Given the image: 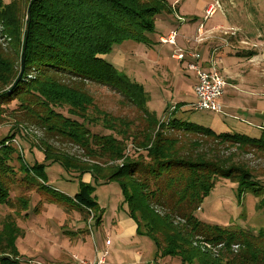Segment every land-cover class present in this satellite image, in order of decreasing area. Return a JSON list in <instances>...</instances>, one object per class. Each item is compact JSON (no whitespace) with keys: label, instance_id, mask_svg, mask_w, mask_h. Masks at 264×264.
Masks as SVG:
<instances>
[{"label":"trees","instance_id":"trees-1","mask_svg":"<svg viewBox=\"0 0 264 264\" xmlns=\"http://www.w3.org/2000/svg\"><path fill=\"white\" fill-rule=\"evenodd\" d=\"M176 10L166 0H0V39L8 38L0 41V128L15 127L13 137H25L21 130L40 131L41 145L49 151L44 163L30 166L9 146L12 136L0 143V208L8 211L1 221L0 264L35 262L24 260L16 246L22 236L17 220L26 215L33 195L40 199L36 215L49 203L86 210L101 222L93 187L79 180L78 194L70 198L46 184L45 170L54 164L68 172L77 169L80 178L90 173L119 184L138 235L156 248V262L264 264V229L252 233L196 217L221 178L236 181L243 195L264 201V185L251 166V159H264V137L218 134L173 118L160 124L146 108L148 95L104 60L126 41L150 45L148 35L154 33L157 18ZM90 85L119 93L135 107L137 118L130 121L108 112L103 120L93 117L101 109ZM122 123L133 126L129 135L119 134ZM91 127L116 135L96 134ZM128 140L138 149H149L125 159ZM58 143L78 148L81 157L99 165L125 163L89 169L83 161L56 154ZM16 160L19 168L13 165ZM201 241L224 247L210 257L194 247Z\"/></svg>","mask_w":264,"mask_h":264},{"label":"rangeland","instance_id":"rangeland-1","mask_svg":"<svg viewBox=\"0 0 264 264\" xmlns=\"http://www.w3.org/2000/svg\"><path fill=\"white\" fill-rule=\"evenodd\" d=\"M6 2L10 0H5ZM168 1L172 6L178 5L179 13L181 14L179 17L182 19L181 21L184 22L185 26L184 28L189 27L190 25H197L199 22L210 25L212 22L225 20L224 14L222 15L220 11H218V14L214 18H210L208 21H205L206 14L205 11L210 6L217 5V2L221 4V7L224 11L228 10L231 13L237 12V13H244L243 18V25L246 26V28H250V30H253V33L248 37L245 36L246 33L243 29L238 28L239 30V36L244 38H249V41L252 43L261 44L260 46H257L256 52L257 54H262V59L260 62L256 61L253 62L254 64L259 65L258 68H264V0H166ZM175 2V3H174ZM174 19V18H173ZM194 20H197L195 22ZM171 26V24H170ZM165 27L160 23V21L155 23L154 27V33L157 31V33L162 32ZM181 35V34H180ZM153 34L150 33L148 35L150 42H155L156 40H153L152 38ZM214 36V35H212ZM211 36V37H212ZM209 37V38H211ZM157 45V44H155ZM146 45L144 44H138L132 41H126L120 45H115L111 51V53L104 56V60L107 63H110L114 66L116 71H118L121 74H124L127 76V78L134 82L135 84L139 85L141 89L148 95L149 97V104H147L146 108L149 112L155 113L157 118H160L164 115V112L167 109V105L164 103L163 94L162 91H165V89H168L171 87V90L174 91L176 94V99L173 104L177 103H190L194 100V95L192 94L190 90L189 85V78L192 77V72L188 70V64L186 66V69L188 71L184 72V67L176 62H170L169 63V69L166 67L165 61H167L166 56H162L161 58L158 56V51L150 52L148 50H144ZM156 48V47H155ZM179 52V51H178ZM178 54V53H177ZM176 55V53L174 54ZM161 60L160 65H150L149 60ZM258 60V59H257ZM233 63V69L235 72H239L238 67H243L245 70H250L252 73L253 70L259 71L257 68H253L248 63V59L246 57L242 56H235L231 59ZM264 70V69H263ZM170 75V78L168 76ZM248 78V77H247ZM170 79H173L170 84H168V81ZM262 82L260 85L257 86H250L253 89H249L244 87L243 84H240L237 89L229 88L230 90L229 94L225 96L230 101L236 100L234 98V95H236L237 90L239 92L245 93V91L249 92L248 89L251 91L249 97V100L251 103L252 99L254 98L257 100V106L259 109L264 111V76L262 77ZM171 85V86H170ZM173 87V88H172ZM164 88V89H163ZM246 88V89H245ZM90 92L95 96V99L99 102V108L101 110L93 112V117L100 118L103 120V116L105 112H108L112 115L119 116L120 118L132 121V119L137 118V113L135 112V107L132 104H129L126 102V100L119 95V93L112 91L108 87L104 86H96V85H90L89 86ZM169 91V90H168ZM170 92V91H169ZM235 92V93H233ZM182 95L181 99H178L177 95ZM247 94V93H245ZM241 101V100H238ZM248 104L247 102H245ZM237 104H241L237 102ZM241 104V105H246ZM155 111V112H154ZM249 113L250 112H238L237 118H225L222 114H217L213 112L208 111H194L191 110L189 107L184 108L183 110L179 111L178 118L183 121H188L189 123H195L201 127L209 128L214 127L215 129H224L223 122L227 121V125H233L228 126L227 128L230 130L231 133L238 132V128L236 126L245 127L249 129L250 131H256L258 134H252L257 135V138L264 137V132H262L260 129H257L256 125H260L264 127V121L259 120L258 124H254L253 121L249 119ZM103 124V123H102ZM254 124V126L249 125ZM218 127V128H217ZM92 128V127H91ZM236 129V130H231ZM15 127L11 128L10 126H4L0 128V143L5 140L7 137L12 136V138L9 141V146L13 147L17 150L18 154L23 157L26 163H28L30 166L35 165L36 163H44L46 159V153H49L48 149L41 145V139H43V133L42 132H35V135L30 130H21L25 137L22 136V134H17L16 137H13L12 130L15 131ZM133 129V126H129L127 123H122L119 126V134L120 135H126L128 133H131ZM93 132L98 134L102 133L103 135H109V136H115V132L113 130L103 131L100 127L97 129L95 127L92 128ZM129 135V134H128ZM39 136V137H38ZM129 145L130 154L125 157V159L128 158L131 153L139 154L141 152H144L146 149H138L134 144L131 142V140L127 141ZM56 148V154H59L62 157L65 158H71V161L80 162L81 164L88 165L87 167L89 169H98V167H101L102 169H106L107 167H118L123 166V161L125 163V160L123 161H107V163H101V164H108L106 166L99 165V163L93 162L92 160L85 159L84 157H81V151L72 146H67L64 144H55ZM53 154H55L53 152ZM67 158V159H68ZM15 168L20 167V163L16 160L13 164ZM55 165V164H54ZM251 166L252 168H255L258 172L259 181L264 185V159L257 158V159H251ZM50 167V166H49ZM47 168L45 170V181L47 182V185H51L54 187H58V184H54L53 181L57 178V174L53 171H51V168ZM68 172V171H67ZM70 174H77L78 176L80 173L77 169L74 168L73 172H68ZM90 174V173H89ZM93 174V173H92ZM86 175V174H85ZM91 175V174H90ZM81 176V175H80ZM92 176V175H91ZM83 177V176H82ZM112 184H116L115 182H110ZM104 185H107V183L104 182L103 178H99L97 176L93 177V187L95 188L94 195L99 196V200H102L103 202H107L106 196L113 193V196L117 195V199L120 198L119 190H107L106 192L101 191L103 188H114L113 185H108L107 187H102ZM117 185V184H116ZM110 186V187H109ZM19 191V190H18ZM17 191V194H18ZM123 197V201L125 202L124 194H121ZM251 196V194H249ZM251 199H248L247 201H244L245 195L240 193L239 184L236 181H233L232 179L227 178H221L216 183V186L214 190L210 193V195L206 198L204 203L202 204L201 209L196 213V217L207 224L218 226V227H226V228H233V229H240V230H247L252 233H257L261 229H264V201L263 197H255L251 196ZM38 195H33L32 202L30 203L29 210L27 211L26 215H22L17 220V226L22 231V236L19 237V239L16 242V246L18 248V251L22 258L24 260H33L36 259L41 264H54L55 262L51 261L49 259V251L50 247L48 246V243L43 240L42 237H51L54 230L53 223L58 225L57 221H61V217L55 210H60L61 212H64V214H67V211L62 209L63 207H59L58 205L49 204L46 203L43 206V209L40 214L36 215L33 210H35V207L37 206L39 202ZM99 204V202H97ZM255 204V205H254ZM100 206V204H99ZM260 206L262 208H260ZM101 208V206H100ZM125 208L127 209V205H125ZM102 209V208H101ZM7 208H0V229H1V221L3 220L4 216L7 214ZM75 214L73 215H79L77 214V211H72ZM110 212V210H109ZM92 217L94 218L93 213H91ZM177 224H181L177 222ZM95 232V228L93 229ZM141 241L145 242L144 244V255L142 257V260L139 262V264H180L179 260H165L163 262L155 261L156 257V248L152 241L146 237V238H140ZM107 242H110V239L108 238L106 241V245L108 246ZM110 245V244H109ZM195 247V246H194ZM216 247V246H214ZM134 249V248H133ZM132 249V251H133ZM203 253L207 255H211L216 257L215 254L208 253L207 251H203L202 248H199ZM95 252V250H94ZM108 253V251H101V248L98 246L96 249V257L93 260L89 261H95L96 259L101 258L104 253ZM44 254V255H43ZM79 259H84L78 255ZM109 261L110 260V255ZM210 256V257H211ZM71 258V259H72ZM108 258V257H107ZM87 260V259H86ZM70 262V261H69ZM124 264H135L136 260H132V257L129 255L128 257L123 259Z\"/></svg>","mask_w":264,"mask_h":264},{"label":"crops","instance_id":"crops-1","mask_svg":"<svg viewBox=\"0 0 264 264\" xmlns=\"http://www.w3.org/2000/svg\"><path fill=\"white\" fill-rule=\"evenodd\" d=\"M172 7L177 8V10L174 11L172 15L162 14L157 18L156 22L160 21V23L165 28L162 32L157 33L156 31L155 33H153V40H157L155 42H151L150 45H146L147 48H145L144 50H148L150 52L158 51V56L160 58L163 55L166 56L167 61H165V63L168 69L169 63L173 61L182 65L184 67V72L187 73L188 71L186 69V66L190 62L198 63L199 66L206 71L217 69L227 82L224 96L221 99V103L223 106V113L221 114L225 118L230 117V119H236L238 112H250L249 119L253 121L254 124H258L259 120L264 121V111L259 109V107L257 106L258 101L253 98L252 102L255 103H251L249 98H247L251 94V91L249 89H253L250 86H257L262 82L261 80L264 76V68H262V66L261 68H258L259 65L253 63L256 61L260 62V60L262 59V54L258 55V52H256L255 50H250L249 48L242 47L240 42L249 40V38H244L239 35L237 38H226L222 33H220V31H215L229 28H239V30L243 29L246 33L245 36L249 37L253 33V30H250V28H246V26L243 25L244 13H231L228 10L224 11L222 8V10H220V13L224 14L222 15L224 16L225 20L216 21V23L212 22L210 25H208V27L207 24H204L205 31L214 30L215 34L203 43H198L195 41V38L198 35L200 25L203 23L199 22L197 25H190L189 27L184 28V22L179 21V16L181 14L179 13L178 5H174ZM217 14L218 11L212 18L216 17ZM194 21L197 22V20ZM173 31L178 32L176 45L164 44L161 39L168 37ZM180 49L185 53V56L182 60H179L176 57ZM190 52H197L200 56V59L197 60L195 58H192L190 55H188V53ZM175 53L176 55H174ZM235 56L246 57L248 59L249 65H251L253 68H257L259 71L253 70V72L251 73L250 70H245V68L243 67H238L240 68L239 72H235L233 69V63L231 61V59ZM149 61L151 66L160 65L161 63L160 59L157 61ZM168 78H170V75L168 76ZM189 79L190 90L194 95V100L190 103L173 104L176 99V94L173 90H171V87L165 89V91H162L163 99L165 100L164 103L167 105V109L162 117L157 118L160 124H164L167 120H171L172 118L174 120H179L178 112L186 107L194 110L193 105L197 102V96L194 89L197 83V78L193 72L192 77ZM172 80L173 79H170L168 81V84H170ZM240 84H243L244 87L249 88V92L245 91V93L247 94L234 90L236 91V93L233 92L236 94L234 95V98L236 100L230 101L225 97L230 92V90H228L227 92V89H231L234 87L237 89ZM181 96L182 95L178 94V99H181ZM237 102L241 104H246L245 102H247L248 104L241 105L237 104ZM149 103L150 102L148 101V104ZM174 108L177 109V111L173 113L172 111ZM226 122L227 121L223 122L224 129H222V131L221 129L218 130L211 126L209 128L218 134L231 133L227 127L233 125H227ZM254 124L249 125L254 126ZM256 126H259L257 127V129H260L262 132H264L263 126ZM236 128L240 130L238 132H235L236 134L246 135L251 138L258 137L257 135H252L254 133L258 134L256 131H250L249 129L240 126H236ZM231 130L236 129L231 128ZM49 168H51V171L57 174V178L53 182L54 184H58L59 188L51 185L49 186L70 198H74V196L78 194V191L80 189L79 180H81L84 184L93 187V177L90 174H86L80 178L77 174L68 173L62 166L58 164L51 165ZM116 184L107 183V185H104L102 187L113 185L114 188H103L101 191H116V189H118V194L120 195L119 199H117V195L112 198V193L106 196L107 202H103L102 200H99V196H95L93 194L94 199L96 200V202H99L102 208L100 223L97 222V218L95 219L92 217L91 213L86 210L77 209L76 207H74L73 210L67 209V211H71V213L67 212V214H64V212H61L60 210H55L61 217V221H57L58 225L53 223L54 230L52 228L53 233L51 237H42L50 247V251L48 253L49 259L55 262L54 264H68L69 261H71L72 256L74 255H78L85 260H93L96 257V249L98 248V246L101 248L102 252L108 251L111 257V261H109L108 256L106 264H124L123 259L128 257L129 255L132 257L133 261L136 260L135 264H139L145 253V242L141 241L140 238L146 237L138 235V227L134 220L129 217L128 211L125 208L126 203L123 201V197L121 195L123 193L122 189L119 184ZM251 196L249 194H245L244 201L251 199ZM72 211H77V214L79 215H73L75 213ZM94 228L95 232L93 231ZM108 238L110 239L111 243L107 246L106 241ZM31 261L38 262L36 259H31Z\"/></svg>","mask_w":264,"mask_h":264},{"label":"built area","instance_id":"built-area-1","mask_svg":"<svg viewBox=\"0 0 264 264\" xmlns=\"http://www.w3.org/2000/svg\"><path fill=\"white\" fill-rule=\"evenodd\" d=\"M222 10L221 4L217 2V5L210 6L206 10V18L205 21L212 18L217 11ZM182 19L179 18V21ZM205 25L204 23L200 25L198 35L195 38V41L198 43H203L209 37L215 34L214 30L212 31H205ZM1 31V27H0ZM220 31V33L223 34L226 38H237L239 35V30L235 28H229V29H222V30H215ZM178 36L177 31H173L168 37L162 38V42L164 44H170V45H176V39ZM8 40L6 36H3L2 39H0L1 42H4ZM242 47L249 48L250 50H256L257 46H260L257 43H252L249 40H245L240 42ZM192 58H195L197 60L200 59V56L197 52H190L188 53ZM185 56V53L180 49L178 54L176 55L177 59L182 60ZM188 70L192 71L196 78L197 83L195 85V93L197 96V102L193 105V109L195 111H208L213 112L217 114L223 113V106L221 103V99L224 96L225 88L227 86V82L222 76V74L217 69H212L211 71H206L202 67L199 66L196 62H190L188 63ZM177 111V109H173V113ZM173 115V114H172ZM167 120L166 122H168ZM109 245L110 242H107ZM194 246H200L202 250L207 251L208 253L217 254L219 252V249H222L224 245H218L217 247L212 246L211 244H208L206 242H196L194 243ZM239 249L238 246H234L233 250L234 252H237ZM108 253H104V255L96 259L95 261H89L85 259H79L77 256L73 257L71 261L68 264H106L107 262ZM33 264H41L39 262H34Z\"/></svg>","mask_w":264,"mask_h":264},{"label":"water","instance_id":"water-1","mask_svg":"<svg viewBox=\"0 0 264 264\" xmlns=\"http://www.w3.org/2000/svg\"><path fill=\"white\" fill-rule=\"evenodd\" d=\"M22 66H23V69H22V74H23V72H24V68H25V61H24V60H23V62H22ZM22 74H21V75H22ZM21 75L19 76L18 80L16 81V85L20 83V81H21V79H22V76H21Z\"/></svg>","mask_w":264,"mask_h":264}]
</instances>
